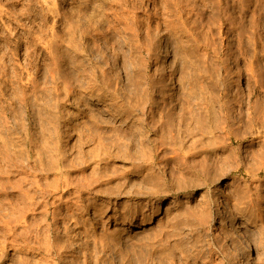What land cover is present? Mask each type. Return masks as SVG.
I'll list each match as a JSON object with an SVG mask.
<instances>
[{"label": "rangeland", "instance_id": "rangeland-1", "mask_svg": "<svg viewBox=\"0 0 264 264\" xmlns=\"http://www.w3.org/2000/svg\"><path fill=\"white\" fill-rule=\"evenodd\" d=\"M0 264H264V0H0Z\"/></svg>", "mask_w": 264, "mask_h": 264}, {"label": "bare ground", "instance_id": "bare-ground-1", "mask_svg": "<svg viewBox=\"0 0 264 264\" xmlns=\"http://www.w3.org/2000/svg\"><path fill=\"white\" fill-rule=\"evenodd\" d=\"M214 204L216 209L215 211L218 215L224 213L226 207L222 195H219L215 198ZM242 247L244 249L243 261L245 262L246 259L249 257V253L251 252V242L248 240V238L244 239Z\"/></svg>", "mask_w": 264, "mask_h": 264}]
</instances>
